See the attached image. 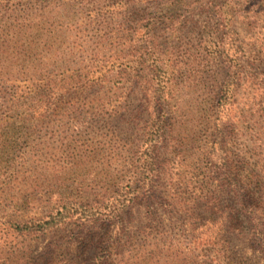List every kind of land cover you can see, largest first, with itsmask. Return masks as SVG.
I'll use <instances>...</instances> for the list:
<instances>
[{"label":"rangeland","instance_id":"374dc122","mask_svg":"<svg viewBox=\"0 0 264 264\" xmlns=\"http://www.w3.org/2000/svg\"><path fill=\"white\" fill-rule=\"evenodd\" d=\"M160 1L167 0H118L117 3L114 0H12L0 5V96L4 89L11 93L20 73L32 71L36 64L38 70L57 80L55 86H60L58 98L48 101L50 109L42 132H34L29 138L10 136L5 140L13 143L11 148L0 145L2 156L8 160H19L23 151L30 154L28 169L33 173L30 182L38 180L43 185L49 211L59 200L78 203L97 199L107 204L113 196L117 174L123 169L129 173L135 167L139 154L148 146L147 126L156 117L153 104L158 84L152 78L154 58H172L176 72L169 100V107L174 111L170 120L172 130L159 145L162 169L155 187V205L159 207V202L172 198L179 190L183 185L179 176L184 177V186L191 184L194 180L191 165L196 157L205 165V151L212 144V138H207L203 117L213 92L226 76L227 65H235V57L226 59L227 63L219 58L211 65L196 66L195 56L209 60L221 53L192 52L201 30L211 20V10L205 7L207 1L174 11L176 18L172 22L160 19L164 7L159 5ZM154 16L157 24L153 27ZM171 25L179 30L180 39L171 38ZM236 26L243 48L250 50L247 46L251 29L240 21ZM254 53L258 56L255 63L258 67L248 69L264 70V52L241 54L247 58ZM113 55H126L127 68L109 71L102 84L73 87L72 82H78L82 74H93L102 62H111ZM135 68L140 71L132 72ZM136 73L140 74L136 76ZM239 86L242 96L245 88ZM114 108L118 112L111 114ZM250 108L256 109L252 103ZM251 125L252 122L248 126ZM246 132L247 136H239V132L233 140H228L226 148L230 161L240 159L242 165L255 168L256 160L250 156L255 158L253 152L261 153L264 159V141L254 140L255 131ZM222 198L229 200L226 193ZM10 207L0 206V222L40 214V209L33 204L20 209V215ZM147 212L145 202L136 203L137 218L128 227L131 232L145 224ZM159 212L169 224L166 219L169 214ZM176 217L177 225L173 226L177 230L189 229L179 213ZM79 230L78 223L68 222L39 239L15 234L9 229L6 237L4 230L3 240L8 243L5 252L10 246L18 252L6 264H28L29 255L50 244L58 253L68 245L78 254V241L73 238H78ZM234 250L249 264H264L261 254L241 240H236ZM2 252L3 246H0ZM86 256L78 261L85 263Z\"/></svg>","mask_w":264,"mask_h":264},{"label":"trees","instance_id":"16d2710c","mask_svg":"<svg viewBox=\"0 0 264 264\" xmlns=\"http://www.w3.org/2000/svg\"><path fill=\"white\" fill-rule=\"evenodd\" d=\"M11 1L0 0V5ZM114 1L117 3L118 0ZM203 1H207L205 7L211 10L212 16L201 30L192 52L221 53L209 57V60L198 55L194 62L201 67L202 63L211 65L214 59L220 58L224 63V60L235 57V65L226 64V76L213 92L203 117V126H206L207 138H212V144L206 148L205 165L198 157L191 165L190 174L194 177L191 184L184 186V177L179 176L183 187H179L172 198L159 202V207L155 205V187L162 169L159 145L172 130L170 120L174 111L169 107V100L176 72L173 71L172 58H154L152 78L158 84L153 104L156 117L147 126L148 146L139 154L137 164L129 173L128 169H123L117 174L113 196L107 204L97 199L78 203L59 200L49 211L43 185L38 180L30 182L33 175L28 169L30 154L23 151V157L13 161L5 159L0 151V206H11L17 215H20V209L31 204L40 209L39 215L0 222L3 225L0 226V246H3L0 260L4 259L1 264L12 261V256L18 253L11 246L5 252L8 243L3 240L4 230L6 237L9 229L15 234L39 239L68 222L78 223V238L73 239L78 241L80 252L76 254L65 245V250L58 253L50 244L29 255L28 264H82L78 259L83 255H87L83 264H249L235 252L236 240L245 242L264 259V159L261 153L253 152L255 158L250 156V159L256 160V164L255 168H249L242 165L240 159L230 161L226 148L228 140H233L239 132V136H247V130L255 131V141H264V70L248 69L258 67L256 53L247 58L241 54L264 52V0L160 1L159 5L165 7L160 19L172 22L176 18L174 11ZM154 20L153 27L157 24L156 16ZM239 21L251 29L247 46L250 50L243 48L236 26ZM173 26L171 38L180 39L179 30ZM112 58L111 62L97 66L93 74H82L78 82H72L73 87L102 84L109 71L127 68L126 55H113ZM37 68L36 64L32 71L20 73L11 93L2 90L0 145L2 143L6 148L13 146L12 142L5 140L7 138H29L34 132H42L50 109L48 101L58 98L60 86L54 85L57 80ZM137 68L132 72L140 71ZM239 85L245 88L242 96ZM240 96L242 101L239 102ZM251 103L255 110L250 108ZM114 109L111 114L118 112V108ZM251 122L252 125L248 126ZM242 153L248 156L245 151ZM225 193L229 200L222 198ZM140 202H145L148 207L144 215L146 222L140 230L131 232L128 227L137 218L134 208ZM161 210L169 214L166 218L169 224L160 215ZM178 213L189 229L179 231L173 226L177 225L174 218Z\"/></svg>","mask_w":264,"mask_h":264}]
</instances>
